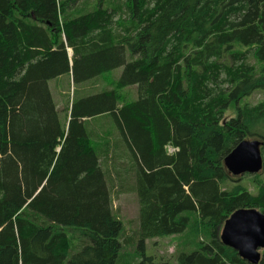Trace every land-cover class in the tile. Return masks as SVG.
Returning <instances> with one entry per match:
<instances>
[{"label": "trees", "instance_id": "16d2710c", "mask_svg": "<svg viewBox=\"0 0 264 264\" xmlns=\"http://www.w3.org/2000/svg\"><path fill=\"white\" fill-rule=\"evenodd\" d=\"M68 1L0 0V264H148L146 241L172 235L179 264H252L220 234L239 208L264 213V181L228 187L224 164L264 141V101L241 103L264 91V0H98L76 14ZM118 67L137 98L79 94ZM66 74L60 110L49 81ZM103 118L119 142L91 133ZM115 186L138 198L130 235Z\"/></svg>", "mask_w": 264, "mask_h": 264}, {"label": "rangeland", "instance_id": "374dc122", "mask_svg": "<svg viewBox=\"0 0 264 264\" xmlns=\"http://www.w3.org/2000/svg\"><path fill=\"white\" fill-rule=\"evenodd\" d=\"M104 5L108 4V6L115 5L118 3V0H103ZM115 1V2H112ZM124 2L125 0H120ZM98 0H69L67 3L68 11L72 14H76L78 12H83L85 8L94 10L97 7ZM116 6V5H115ZM119 16H123V18H128L127 13L123 10V14L121 11L118 13L117 18ZM116 18V19H117ZM68 52L70 58L72 60L73 51L71 48H68ZM73 63V61H72ZM123 71V67L115 68L109 72L104 73L97 79L94 78L85 82L84 84L77 85L79 87V94L85 95L88 93L104 90L107 88H115L121 97L127 96L128 99L137 98L138 95V87L137 85H130L125 87H119L117 80L120 79ZM50 89L53 93V96L56 100V103L59 106V109H64L68 102L73 100V95L75 91V84L73 81V77H70L68 74L63 75L61 78L52 79L49 81ZM264 101V91H256L252 95L244 98L241 103L248 104H257L259 102ZM232 114V111H230ZM226 114L227 117L230 115ZM111 119L103 118L102 120L94 121L90 127L91 133L92 128L93 132L98 131L102 134V137L108 136L110 138V142L117 143L120 141V137L117 134V130L112 126ZM258 139V138H256ZM95 141H98L95 138ZM100 143V142H96ZM169 152H173L175 147L172 145L168 146ZM264 157V152L262 153ZM119 166V163H118ZM258 175V179L260 181H264V167L257 174L244 173L242 175H232L231 181L227 185L228 187H233L235 185H242L247 187L250 192L256 193L257 187L260 184L253 181L252 177ZM226 187V185H223ZM113 206L114 210L118 213L120 218L125 223L126 233L128 235L132 234L134 230L138 226V216H139V203L136 192L134 189L124 190L122 188H118V186L113 187ZM180 239L178 236H165L160 238H153L146 241V255L150 256L152 260L148 264H179L178 254L179 250H181V246L179 245ZM133 248H129L131 251Z\"/></svg>", "mask_w": 264, "mask_h": 264}, {"label": "water", "instance_id": "95a60500", "mask_svg": "<svg viewBox=\"0 0 264 264\" xmlns=\"http://www.w3.org/2000/svg\"><path fill=\"white\" fill-rule=\"evenodd\" d=\"M260 139L241 141L224 159L230 174H257L264 167ZM222 242L237 250L238 254L252 264L262 259L264 249V213L257 208H239L225 221L220 234Z\"/></svg>", "mask_w": 264, "mask_h": 264}, {"label": "crops", "instance_id": "0c3cea01", "mask_svg": "<svg viewBox=\"0 0 264 264\" xmlns=\"http://www.w3.org/2000/svg\"><path fill=\"white\" fill-rule=\"evenodd\" d=\"M82 11H87V9L85 8L84 10H82ZM78 13H80V12H78Z\"/></svg>", "mask_w": 264, "mask_h": 264}, {"label": "built area", "instance_id": "2783aa9c", "mask_svg": "<svg viewBox=\"0 0 264 264\" xmlns=\"http://www.w3.org/2000/svg\"><path fill=\"white\" fill-rule=\"evenodd\" d=\"M175 150H176V148H175ZM175 150H174V151H175Z\"/></svg>", "mask_w": 264, "mask_h": 264}]
</instances>
